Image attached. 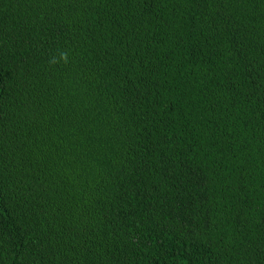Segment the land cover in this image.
<instances>
[{
  "label": "trees",
  "instance_id": "trees-1",
  "mask_svg": "<svg viewBox=\"0 0 264 264\" xmlns=\"http://www.w3.org/2000/svg\"><path fill=\"white\" fill-rule=\"evenodd\" d=\"M0 264H264V0H0Z\"/></svg>",
  "mask_w": 264,
  "mask_h": 264
},
{
  "label": "bare ground",
  "instance_id": "bare-ground-1",
  "mask_svg": "<svg viewBox=\"0 0 264 264\" xmlns=\"http://www.w3.org/2000/svg\"><path fill=\"white\" fill-rule=\"evenodd\" d=\"M222 109V108H221ZM214 110V109H213ZM214 112V111H213ZM256 112V111H255ZM217 114H218V111H217ZM225 115V114H224Z\"/></svg>",
  "mask_w": 264,
  "mask_h": 264
}]
</instances>
